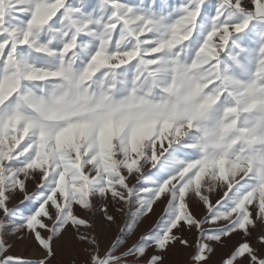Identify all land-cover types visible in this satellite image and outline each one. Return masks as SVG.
I'll list each match as a JSON object with an SVG mask.
<instances>
[{
  "label": "snow or ice",
  "instance_id": "obj_1",
  "mask_svg": "<svg viewBox=\"0 0 264 264\" xmlns=\"http://www.w3.org/2000/svg\"><path fill=\"white\" fill-rule=\"evenodd\" d=\"M0 264H264V0H0Z\"/></svg>",
  "mask_w": 264,
  "mask_h": 264
}]
</instances>
